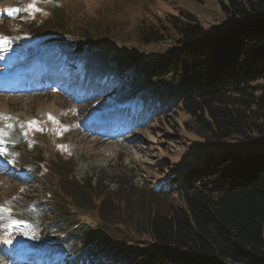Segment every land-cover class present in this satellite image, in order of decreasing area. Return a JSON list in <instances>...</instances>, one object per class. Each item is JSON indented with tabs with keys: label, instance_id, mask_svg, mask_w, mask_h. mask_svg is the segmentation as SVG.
<instances>
[{
	"label": "trees",
	"instance_id": "16d2710c",
	"mask_svg": "<svg viewBox=\"0 0 264 264\" xmlns=\"http://www.w3.org/2000/svg\"><path fill=\"white\" fill-rule=\"evenodd\" d=\"M222 9L228 24L216 33L181 20L186 16L181 13L165 19L168 27L141 26V44H170L158 61L132 51L127 57H112L104 49L80 57L84 46L61 53V81L79 97L108 91L120 103L148 88L151 100L113 112L130 115L127 122L134 127L142 118L159 119L177 107L193 120L206 151L174 177V188L168 181V190L175 194L163 211L154 207L153 200L160 198L152 189L138 194L136 208L144 217L134 227L143 229L133 230L148 236V243L110 237L105 229L89 232L80 223L63 228L68 218L60 220L53 227L56 237L44 236L70 245L65 264H264V0H224ZM57 26L42 23L32 30L34 38L48 40ZM11 56L0 59L10 61ZM160 82L158 89L151 86ZM233 142L243 149L231 147ZM50 167L57 185L51 180L56 178L44 176L37 192L47 200L54 197V215L66 213L69 198L82 208L98 202L105 222L126 217L116 215L131 196L122 187L110 192L92 179L81 185L66 164ZM21 194L29 197V192Z\"/></svg>",
	"mask_w": 264,
	"mask_h": 264
},
{
	"label": "rangeland",
	"instance_id": "374dc122",
	"mask_svg": "<svg viewBox=\"0 0 264 264\" xmlns=\"http://www.w3.org/2000/svg\"><path fill=\"white\" fill-rule=\"evenodd\" d=\"M223 2L0 0V9L4 8L11 18L7 21L0 15V36L10 39L6 44L0 42V54L24 55L20 63L0 67V205L11 210V220L23 221L20 231L30 236L27 240L14 234L8 214L0 216V264H32V260L35 264H65L57 258L61 255L59 253L69 251V244L54 240H50L52 244L43 245L35 242L40 234L50 233L51 238H55L53 227L65 218L68 220L62 223L63 228L70 229L80 223L89 232L105 229L103 232L110 237L150 242L148 236L133 230L143 229L134 227L144 217L136 208L138 194L152 189L160 198L153 200L154 207L162 211L167 207L170 195L174 197V192L168 190V181H172L174 188L178 180L174 177L197 163L206 153L203 141L195 132L193 120L176 107L159 119L150 116L146 122L127 127L122 123L130 115L120 113L113 118V111L132 109L141 99L151 100L148 88L120 103L117 95L108 91L104 95L83 99L60 81V71L56 78L48 71L62 63L61 52L65 48L79 49L81 46L82 49L85 47V52L80 57L104 49L112 57H127V54L132 55L129 53L132 51L143 55L145 60L158 61L170 44H141L138 40L141 26L148 28L155 23L168 27L165 19L179 17L181 13V16L186 15L181 20L207 33L220 32L228 24L222 9ZM31 4L42 12H34L28 7ZM52 22H58V26L50 32L53 34L51 38L36 40L32 30L42 23L51 27ZM32 67L42 68L48 73L44 76L43 73L36 80L40 83L23 80V73L32 75L33 72H29ZM160 84L151 86L155 88L156 85L155 89H158ZM159 89L166 95L163 88ZM49 115L59 123H53ZM31 121L36 122L35 127L29 126ZM117 121L123 129L110 128ZM230 145L243 149L237 142ZM53 163L66 164L67 172L72 168L81 185L92 179L94 184L102 181L110 192L121 187L124 193L129 192L130 204L127 202L126 208H117L116 213L126 217L119 223L105 222L97 209L98 202L82 208L69 198V204L64 205L66 213L54 215L51 212L54 197L47 200L37 192L41 188L40 178H56L50 167ZM31 173L37 179L35 183ZM51 180L56 186L57 178ZM22 192H29V197L24 199ZM114 197L111 196L110 200Z\"/></svg>",
	"mask_w": 264,
	"mask_h": 264
},
{
	"label": "snow or ice",
	"instance_id": "6c2138e0",
	"mask_svg": "<svg viewBox=\"0 0 264 264\" xmlns=\"http://www.w3.org/2000/svg\"><path fill=\"white\" fill-rule=\"evenodd\" d=\"M28 7H29L30 9H32L34 12H42V10L36 8L34 4H31V5H29ZM17 11H19V9H17ZM42 14L47 15V13H42ZM33 18H34V17H33ZM0 42H3V43L6 44V43L10 42V39L7 38V37H2V36H0ZM4 119H9V117H4ZM49 119L52 120L53 123H57V124L59 123V122L56 121L55 118L52 117L51 115H49ZM29 126H30V127H35V126H36V122H35V121H31V122H29ZM37 130H41V129L37 128ZM0 134H2V130H0ZM0 154H2V153H0ZM4 214H8L9 219H10V222H11L12 224L16 225V226H19L20 224L23 223V221H20V220H11V210H10L9 208H6V207L0 205V216H3Z\"/></svg>",
	"mask_w": 264,
	"mask_h": 264
}]
</instances>
